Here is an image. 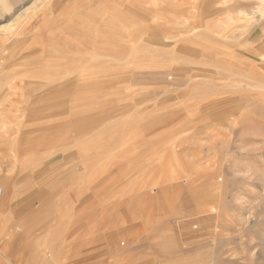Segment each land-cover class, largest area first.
Listing matches in <instances>:
<instances>
[{
  "label": "rangeland",
  "instance_id": "rangeland-1",
  "mask_svg": "<svg viewBox=\"0 0 264 264\" xmlns=\"http://www.w3.org/2000/svg\"><path fill=\"white\" fill-rule=\"evenodd\" d=\"M53 1L0 21V264L36 191L26 264H264V0Z\"/></svg>",
  "mask_w": 264,
  "mask_h": 264
},
{
  "label": "crops",
  "instance_id": "crops-1",
  "mask_svg": "<svg viewBox=\"0 0 264 264\" xmlns=\"http://www.w3.org/2000/svg\"><path fill=\"white\" fill-rule=\"evenodd\" d=\"M33 0H0V21H5L14 16L18 11L25 10L31 6ZM34 194V195H32ZM19 199L16 198L12 203V224L10 225L11 232L9 235L8 246L11 248L12 264H26L27 260H30L31 250L27 247V241L25 239L31 236L30 225L32 220H28L33 205L39 202H44L47 199V193L45 191L26 192ZM31 218V216H30ZM16 224L22 226L23 233H17ZM23 253L21 254V252ZM16 262V263H15Z\"/></svg>",
  "mask_w": 264,
  "mask_h": 264
},
{
  "label": "bare ground",
  "instance_id": "bare-ground-1",
  "mask_svg": "<svg viewBox=\"0 0 264 264\" xmlns=\"http://www.w3.org/2000/svg\"><path fill=\"white\" fill-rule=\"evenodd\" d=\"M54 1H55V0H54ZM54 1H53V2H54ZM55 4H56V3H55ZM56 5H57V4H56ZM55 7H56V6H55ZM60 7H61V6H60ZM63 7H64V6H63ZM64 9H65V7H64ZM64 9H63V10H60V9H59V10H60L61 13H62L63 11H65ZM66 11H67V10H66ZM24 13H26V12L24 11ZM64 13H65V12H64ZM65 14H66V13H65ZM65 14H64V15H65ZM39 16H40V15H39ZM42 16H43V15H42ZM22 17H23V14H21L18 18L20 19V18H22ZM37 17H38V16H37ZM37 17H36V18H37ZM43 17H44V16H43ZM43 17H42V18H43ZM140 18H141V17H140ZM38 19H39V18H38ZM38 19H37V20H38ZM40 19H41V18H40ZM40 19H39V20H40ZM141 19H142V18H141ZM39 20H38V21H39ZM17 21H18V20H17ZM40 21H41V20H40ZM70 21H71V20H70ZM120 22L122 23V21H120ZM120 22H119V23H120ZM16 23H17V22H16ZM36 23H37V22H36ZM121 23H120V24H121ZM50 25H51V24H50ZM31 26H32V25H31ZM53 27H54V25H53ZM53 27H52V28H53ZM3 29H4V27H3ZM25 30H26V29H25ZM25 30H24V31H25ZM10 33H11V32H10ZM15 33H16V32H15ZM15 33H14V34H15ZM14 36H15V35H14ZM7 37H9V36H7ZM12 37H13V36H12ZM13 38H14V37H13ZM198 40H199V39H198ZM15 42H17V41H15ZM15 45H16V44H15ZM131 46H132V45H131ZM117 236H118L117 233H113V234L110 235V237H111L112 239L117 238ZM11 252H12V251H11ZM9 253H10V252H9Z\"/></svg>",
  "mask_w": 264,
  "mask_h": 264
},
{
  "label": "built area",
  "instance_id": "built-area-1",
  "mask_svg": "<svg viewBox=\"0 0 264 264\" xmlns=\"http://www.w3.org/2000/svg\"><path fill=\"white\" fill-rule=\"evenodd\" d=\"M3 194H4V191H3V189L0 187V200H1V198L3 197Z\"/></svg>",
  "mask_w": 264,
  "mask_h": 264
}]
</instances>
